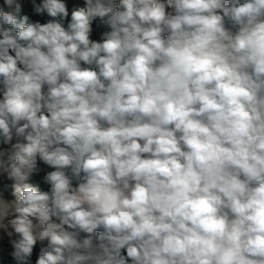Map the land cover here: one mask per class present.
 Masks as SVG:
<instances>
[{"label":"clouds","instance_id":"9594fccd","mask_svg":"<svg viewBox=\"0 0 264 264\" xmlns=\"http://www.w3.org/2000/svg\"><path fill=\"white\" fill-rule=\"evenodd\" d=\"M0 264H264V0H0Z\"/></svg>","mask_w":264,"mask_h":264}]
</instances>
